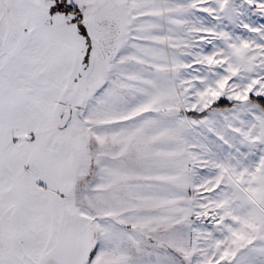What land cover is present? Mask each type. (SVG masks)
Returning a JSON list of instances; mask_svg holds the SVG:
<instances>
[{
  "label": "snow or ice",
  "instance_id": "obj_1",
  "mask_svg": "<svg viewBox=\"0 0 264 264\" xmlns=\"http://www.w3.org/2000/svg\"><path fill=\"white\" fill-rule=\"evenodd\" d=\"M0 264H264V0H0Z\"/></svg>",
  "mask_w": 264,
  "mask_h": 264
}]
</instances>
